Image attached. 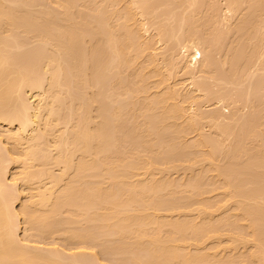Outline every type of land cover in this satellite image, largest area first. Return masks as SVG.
Wrapping results in <instances>:
<instances>
[{
	"label": "bare ground",
	"instance_id": "obj_1",
	"mask_svg": "<svg viewBox=\"0 0 264 264\" xmlns=\"http://www.w3.org/2000/svg\"><path fill=\"white\" fill-rule=\"evenodd\" d=\"M230 1L221 20H234L243 9L236 11L241 0ZM151 2L0 0V264H107L103 254L109 247L132 264H264V144L257 139L264 120L250 118L256 114L250 96L244 98L253 112L242 119L231 95L221 96L239 73L242 79L249 76V59L262 55L255 57L254 46L259 49L258 36H264V0H242L250 8L231 24L235 36L228 42L232 47L226 45L224 74L216 70L212 41L202 33L212 13L195 7L194 13L177 15L164 1L168 7L160 11L168 22H156V33L168 36L169 64L186 77L156 91L147 85L149 77L164 83L160 54L152 47L155 38L143 35L158 16ZM218 13L214 22L220 21ZM245 30L250 34L245 42L258 35L251 52L240 47ZM215 94L217 108L204 111L201 98ZM261 106L257 109L264 111ZM207 117L214 132L186 141L197 121ZM255 123L260 130H254ZM49 165L60 167L53 171ZM216 176L223 186L220 182L214 191L218 187L224 199L211 203L209 186ZM83 179L89 184L81 186ZM177 188L182 198L172 194ZM224 217H229L225 228L231 219L230 225L237 224L222 229L218 223ZM97 219L95 228L112 232L113 248L108 235L104 241L107 252L102 244L99 248L103 237H96L94 228L88 231L92 225L81 226ZM164 227L169 234L162 233ZM61 231V240L51 238ZM142 248L147 255L140 256ZM223 251L232 252L233 262Z\"/></svg>",
	"mask_w": 264,
	"mask_h": 264
},
{
	"label": "rangeland",
	"instance_id": "obj_2",
	"mask_svg": "<svg viewBox=\"0 0 264 264\" xmlns=\"http://www.w3.org/2000/svg\"><path fill=\"white\" fill-rule=\"evenodd\" d=\"M164 1L166 2V1H169V2H167L168 4H169V7L168 6H165V3H164ZM174 1L175 2H177V3H174ZM174 1H172V0H153L152 2H153V6H154V3H155V5L156 6H154V7H157V9H156V12H154L156 15L158 14V16L156 17V18H153V19H155V20H153L154 21V24H152V26L151 27H149V30L145 33V32H143V35H145L144 37L145 38H148V36L151 38H155V39H150V40H152V42H153V40H156L157 41V43H155L156 41H154L153 42V45H152V47H154V51H155V53H157V54H160V55H158V59L160 60L159 62H160V66L159 67H161V70H160V68H158L159 69V71H158V73L160 74L159 75V77L160 78H162L163 79V81H164V83H162L161 85H156L153 81H152V79L150 78H148V80H150L151 82L150 83H148V87L150 88V87H152V88H150L151 89V91H156V90H159V87H160V89H162L164 86H165V88H166V86H171V85H173L174 83H176L177 81H181V79H183L184 77H186V76H183L182 74H181V71H179V67L177 66V67H174V69L173 68H171V64H169L170 62H169V55H170V53H168V52H171L172 50L170 49V47H167V45L168 44H166V42H168L169 44H170V40L169 39H167L168 38V36H162L161 37V35H158V33H156L157 32V29H155L156 27H157V24H156V22L158 23H160L161 21L162 22H164L163 20H165V19H163L162 17H163V15L161 14L167 7V9L169 10H172V9H174L173 11L174 12H176L177 11V15H180L181 13H182V11L183 10H185V12H183V13H194L193 12V9L195 8V12H197L198 11V13H200V12H205V14L206 13H208V14H211L212 13V16H214V17H212V20L213 21H208V22H210V23H208L207 22V27H205L204 28V24L202 25V29L204 30H202V29H200V31L202 30L203 32V34H204V36L206 35V33H207V35L206 36H208V40L210 41H212V47L214 48L213 49V54H212V56H213V59L216 61V63H215V66H216V70L218 71V73H220L221 74V71H222V74H224L225 73V66L227 65V59H228V51H229V47H232V45L231 44H233L232 42H233V38H234V36H235V30H234V28L235 27H232V25L234 26V22L236 21V19H237V17H239V15H241V12H246L245 11V9H246V5L245 6H243L244 4H246V2H244V4L242 3L241 4V2H242V0H241V2L239 1V3H238V5H237V7H236V11L238 10V8H241V5H242V8L243 9H239L235 14V17H234V20H233V18L232 19H229V21H226V19L227 18H225V20H221V18L219 17V15L221 14V16H222V18H223V15L222 14H224V12L226 13V11L228 12V0H212V2H211V0H180L179 2L177 1V0H174ZM215 1V2H214ZM232 1V0H231ZM230 1V3L232 4V2ZM236 1V0H235ZM150 2H151V0H150ZM151 2V3H152ZM172 2V3H171ZM191 2H192V5H191ZM237 2V1H236ZM157 3V4H156ZM167 3H166V5H167ZM210 3V4H209ZM212 3H214V4H212ZM196 4V5H195ZM214 5L213 7H208V5ZM172 5H173V7H172ZM233 5H235V4H233ZM258 5V4H257ZM199 6H201V7H199ZM215 6H217V8H218V10H216L215 9ZM255 5H253V7H254ZM161 7V8H160ZM176 7V8H175ZM190 7V8H189ZM230 7V6H229ZM165 8V9H164ZM187 8V9H186ZM211 9V8H213V10L211 9V10H209V9ZM232 8H234L235 9V7L233 6ZM245 8V9H244ZM248 8H250V6L248 7ZM246 9L247 10V12H249V9ZM200 10V12H199V10ZM220 9V10H219ZM160 10H162V12L160 11ZM191 10V11H190ZM204 10V11H203ZM214 10H216V11H214ZM157 11H158V13H157ZM160 11V12H159ZM212 11V12H211ZM213 11H214V14H213ZM217 11H219V13H218V20H220L219 22H214L215 21V17H217ZM222 11H223V13H222ZM136 12V11H135ZM160 13V14H159ZM202 14H204V13H202ZM233 14V13H232ZM239 14V15H238ZM140 15V14H139ZM138 15V20H140L141 19V22L143 21H147V20H144L145 19V16H144V18L142 17V18H140V16ZM229 15V14H228ZM136 16H137V14H136ZM160 16V17H159ZM165 17V16H164ZM159 18H160V20H159ZM162 19V20H161ZM240 19V18H239ZM167 20V19H166ZM165 20V23L166 22H168V20L166 21ZM232 22H231V21ZM149 21V20H148ZM217 21V20H216ZM230 22V23H229ZM238 22V21H237ZM236 22V23H237ZM246 22V21H245ZM215 23H216V25H215ZM224 23H226V24H224ZM218 24H219V26H218ZM221 24V25H220ZM232 24V25H231ZM155 25V26H154ZM210 25V26H209ZM245 25V24H244ZM259 25V24H258ZM205 26H206V23H205ZM229 26V27H228ZM209 27H211L210 29H208ZM228 27V28H227ZM231 27V28H230ZM176 28V25H174V29ZM200 28H201V26H200ZM207 28V29H206ZM205 29L207 30V32L205 31ZM242 29V28H241ZM246 29V28H245ZM176 30V29H175ZM218 32H217V31ZM221 30V31H220ZM233 30H234V33H233ZM236 30H237V32H239L240 31V28H239V30L236 28ZM248 30V29H247ZM209 31V32H208ZM251 30H249V32H250ZM173 33H175V31H172ZM220 32H222V33H220ZM237 32H236V36H241V33H242V35H246V30L244 31L245 33H243L242 31H241V33L240 34H237ZM216 33H218V34H221V35H218V34H216ZM226 33V34H225ZM251 33V32H250ZM155 34H157L158 36H160V37H158V36H156ZM215 34L218 36H215ZM146 35H148L147 37H146ZM232 35H233V37H232ZM251 35H252V33H251ZM259 35H260V33H259ZM205 36V37H206ZM249 36H250V34L249 35H246L245 37L243 36V37H241L240 39L242 40H244V38L246 39V40H249ZM258 36V35H257ZM256 36V37H257ZM261 36H263L262 35V33H261ZM210 37V38H209ZM247 37V38H246ZM255 37V34L254 35H252V38H251V40L252 41H250V42H245V40H244V43L245 44H240V47L242 46L243 47V45L244 46H246V47H243V51L242 52H249V50H250V52H251V48L253 47V44H251L252 46L250 47V43H252V42H255L254 41V39L256 38H254ZM259 37V39H261L260 40V44H259V46H258V48L259 49H257L256 48V45H255V43H254V47H255V49H254V51H256V55H255V57H257V55L258 54H262L261 56H260V58L262 59V60H260L259 61V56L257 57V58H259L258 60L257 59H255L254 57H251L250 59H249V63H248V66H252V71H249V76H247L246 78H244V79H242L241 77H244V76H242L241 75V73H239L240 75H238L237 76V80H236V83H234V84H232V83H227V85H225V86H223V88H222V90L224 89V91H225V94H223L222 93V97H224V95L225 96H227L228 94H226V93H229L230 95H228V96H230V100H231V97H232V100L231 101H234L235 102V104H236V106H235V104H234V106H235V109H236V117L237 116H241L242 114L244 115V112H245V114L247 115H249V106L250 105H248L249 103H247L248 102V100L246 101V99L244 98V96L245 97H249L250 96V98H253L254 99V105L256 106V110H255V112H256V117H255V115L253 116L252 115V113H251V111H252V109H251V111H250V113H251V115L250 116H252V117H250L251 119H254L253 121L254 122H260L261 120H258V118L260 117V119H261V117H262V119L264 120V111L261 109V111H259L257 108V106H261L260 104L262 103H264L263 101H264V42H263V40H264V36H263V39H262V37H260V36H258ZM257 37V38H258ZM163 38V39H162ZM149 39V38H148ZM165 39V40H164ZM224 39V40H223ZM256 40V39H255ZM210 41V42H211ZM232 41V42H231ZM257 41V40H256ZM261 41H262V43H261ZM228 42L230 43L231 42V44H228ZM240 43H241V41H239ZM218 43V44H217ZM222 43V46L220 45ZM246 43H247V45H246ZM256 43H258V42H256ZM214 44V45H213ZM228 44V45H227ZM166 45V46H165ZM216 45V46H215ZM226 45H227V47L229 48H227L226 47ZM169 46V45H168ZM215 46V47H214ZM249 46V47H248ZM166 47H167V49H170V51H167L166 50ZM228 50H227V49ZM219 49V50H218ZM245 49V50H244ZM260 50L263 52H260ZM226 51L228 52L227 53V55H226ZM253 52V51H252ZM257 52H258V54H257ZM168 53V54H167ZM163 54V55H162ZM224 54V56H222ZM243 55L244 54H241L240 55V57H241V59L243 60ZM245 55H247L246 53H245ZM161 57H163V58H161ZM218 58V59H217ZM225 58V59H224ZM166 59V60H165ZM217 59V60H216ZM252 59H253V61H252ZM224 60V61H223ZM239 60H240V58H239ZM242 60H240V61H242ZM250 60H251V64H252V62H256V60H257V62L255 63V64H253V65H251L250 64ZM163 61H165V63L163 62ZM161 62H163V63H161ZM220 62V63H219ZM223 63H224V66H223ZM226 63V64H225ZM159 65V64H158ZM168 65V66H167ZM164 66H165V68H164ZM254 66V67H253ZM173 67V66H172ZM261 67V68H260ZM251 68V67H250ZM260 70H259V69ZM137 68L135 67L134 68V70H136ZM169 69V70H168ZM253 69H254V72H253ZM262 69V70H261ZM133 71V70H132ZM176 71V72H175ZM131 72V71H130ZM129 72V73H130ZM133 72H135V71H133ZM172 72V74H174V77L175 78H172V77H170V78H168L167 79V76L169 77L170 75H168L169 73H171ZM180 72V73H179ZM136 74H137V70H136V72H135ZM251 73H253V75H251ZM130 74H132V72L130 73ZM165 74V75H164ZM133 75H134V73H133ZM133 75H131L132 77H133ZM150 75H151V73H150ZM180 75H182L181 77H180ZM149 76V75H148ZM162 76H165V77H162ZM257 76V77H256ZM228 77V76H227ZM166 78V79H165ZM252 78V80H250ZM161 79V80H162ZM165 79V80H164ZM170 79V80H169ZM185 79V78H184ZM183 79V80H184ZM248 79V80H247ZM250 80V81H249ZM187 81V80H186ZM245 81V82H244ZM263 81V82H262ZM252 82H253V86L256 88H254V87H249V89L247 88V86L249 85V84H251V86H252ZM178 83V82H177ZM186 83V82H185ZM164 84V85H163ZM208 84V83H207ZM154 85H155V88H154ZM263 85V86H262ZM261 87V88H260ZM233 89V90H232ZM248 89V90H247ZM224 91H221V92H224ZM256 91V93H254ZM220 92V93H221ZM250 92H251V95H254V97L256 96L258 99H259V101L258 100H256V97L254 98L253 96H251L250 95ZM260 94H261V96H260ZM217 95H219V92H218V94ZM243 95V96H242ZM216 94L214 95V96H212V97H210V98H212L211 100H208V99H205L206 100V102H205V100H203V98H201V100H202V104L204 105V106H202V109L204 108V109H208V110H210V109H212L214 106L217 108V106H216V101H217V99H216V97L218 98V96H216ZM220 96V95H219ZM123 97V96H122ZM238 97V98H237ZM235 98V99H234ZM216 99V100H215ZM227 99L229 100V97H227ZM261 99V100H260ZM229 100V101H230ZM256 100V101H255ZM261 101V102H260ZM216 102V103H215ZM258 102V103H257ZM260 102V103H259ZM233 105V104H232ZM247 105V106H246ZM264 105V104H263ZM263 105L261 106V107H263ZM255 106H253V107H255ZM212 107V108H211ZM252 108V107H251ZM264 108V107H263ZM203 109V110H204ZM234 109V110H235ZM240 109V110H239ZM206 110H204V111H206ZM207 110V111H208ZM190 111V110H189ZM263 111V114L261 113ZM191 112V111H190ZM192 112H193V110H192ZM253 112V111H252ZM254 112V113H255ZM207 114V112L205 113V115ZM223 114H225V113H223ZM262 114V115H261ZM241 116L240 118L242 119V117L244 118V116ZM235 117V118H236ZM247 117V116H246ZM249 117V116H248ZM255 117V118H254ZM238 118V117H237ZM239 118V121L241 120ZM205 119V120H204ZM255 119L257 120V121H255ZM236 120H238V119H236ZM262 120V121H263ZM199 121H200V123H199ZM207 122H209V119H208V117H207V119L206 118H203V119H200V120H198L197 121V123H199V124H197V127L195 128V130L194 131H192V134L191 133H189L190 134V136H186L185 137V139H186V141H188L189 140V137H190V140L188 141V142H193V141H195L194 139L197 137L198 138V134L197 133H199V132H202V134H206L207 135V132L210 134H212L213 132H211V130H214L213 129V127L211 126V123H207ZM234 123H236V121L234 122ZM257 123H255V129H254V127H253V129L254 130H256V128H257ZM212 127V128H211ZM203 128V129H202ZM258 129V128H257ZM258 130H260V129H258ZM198 131V132H197ZM205 131H207V132H205ZM260 132V131H259ZM258 132V134H257V139L259 140V146H260V144H261V146H262V144H264V141H261V139H259V137L261 138V136L263 137V139L262 140H264V129H263V131H261V132H263V134L261 135L260 133ZM194 134H196V135H194ZM210 134V135H211ZM188 135V134H187ZM194 135V136H193ZM258 135H259V137H258ZM187 137H188V139H187ZM191 137H193L194 139H192L191 140ZM222 138V137H221ZM259 146H258V148H259ZM264 147V146H263ZM263 147H260V148H262V149H264ZM120 148H123V147H120ZM246 157V156H245ZM241 160L243 159V162H244V157H241L240 158ZM242 162V161H241ZM15 165V164H14ZM14 165H11V170L13 171V172H15V170H17L18 169V164H16V166H14ZM13 166V167H12ZM50 167H51V169H52V166L53 165H49ZM242 166H244V165H242ZM17 169H16V168ZM56 167H58V165H55V166H53V171L55 170V169H58L59 170V167L58 168H56ZM197 168H199V166L198 165H196V167L194 166V169H197ZM181 171V174L179 173L180 171ZM179 170H177V172L179 173V175L180 176H182L183 174V172H182V170L181 169H179ZM260 170V169H259ZM11 171V172H12ZM57 171V170H56ZM264 171V170H263ZM17 172V171H16ZM177 172L176 171H172V175H174L175 173L177 174ZM190 172V171H189ZM174 173V174H173ZM184 173H185V170H184ZM186 173H188V171L186 170ZM185 173V174H186ZM171 175V176H172ZM68 175H66L65 177H64V179L65 178H68V180H69V178L70 177H67ZM178 176V175H177ZM179 176V180H178V183H180L181 181L183 182V180H181L182 179V177H180ZM173 178H174V176H172ZM171 177V178H172ZM217 177V178H216ZM215 178H214V184L212 185V187L211 186H209L211 189H212V192H211V197H210V200H211V203L212 202H216L215 200H223L224 199V196H222L223 194H222V191L220 192V187L218 186L219 184H220V182H221V186H223V184H222V181H221V179L220 178H218V176H216ZM172 178V179H173ZM177 179H178V177H176ZM45 179V178H44ZM68 180H64V181H68ZM84 180V179H83ZM80 181L79 182V184L81 185V186H85V184H89V181L87 180V182H85V180L84 181ZM213 180V179H212ZM220 180V181H219ZM46 183H47V181H48V179L46 178L45 180H44ZM63 181V180H62ZM62 181H60L59 183H61L60 184V186L62 185ZM180 181V182H179ZM83 182H85V184L83 183ZM58 184V183H57ZM64 184V183H63ZM20 186H21V184H20ZM58 187H59V185H57ZM215 186H218V187H216V189H215V191L217 190V192H215L214 191V188H215ZM23 187H26V186H22V188ZM183 189L184 188H181V190L183 191ZM28 190V189H27ZM27 190H25V191H27ZM178 190V191H177ZM177 190L176 191H173V190H171V192H172V194L173 193H175V195L177 196V197H181L182 198V195H181V192L179 191L180 189H178L177 188ZM213 191L215 192V194L213 193ZM178 192L180 193V194H178ZM214 194V195H213ZM222 194V195H221ZM20 196H22L23 197V199L25 198V194H24V192L20 195ZM22 197H20L19 198V200L20 201H16L17 203H15L16 205H18V203L19 202H21L23 199H22ZM20 205V204H19ZM18 205V206H19ZM17 206V207H18ZM102 211V210H101ZM64 215V213L62 214V216ZM223 216L225 215H227V214H222ZM65 216V215H64ZM63 216V217H64ZM219 216H221V215H219ZM60 217V216H59ZM58 217V218H59ZM222 218V217H221ZM232 218V217H231ZM230 218V219H231ZM235 218V217H234ZM228 220H229V217L228 218H225L224 217V221H222L221 223H218L219 224V227H221L222 229H227V228H232V226L233 225H235L234 223H236L237 224V222H234L232 225H230L231 224V222L233 221L232 219H231V222L227 225L228 227H224L226 224H227V222H228ZM221 221V220H220ZM236 221V220H235ZM95 221H93L92 223L91 222H83V225L81 224V226H82V228H84V229H86L87 227H89V226H91L90 228H89V230L88 231H90V229H95V230H93V232H94V235H96V237H98V236H102L103 238H102V243H100L99 244V248L101 249V244L104 246V247H102L103 248V251L104 252H107V250H108V253H105V254H103V256L104 257H106V260H108V261H106V263L107 264H132L129 260H127V259H125V257L123 258V256H121V255H119V252L116 250V249H114V251L115 252H112L111 251V249H110V247H109V244L108 243H106V245L104 244V241L106 242V239H107V235H108V238L110 237V240H107V242H110V244H111V248H113V245H114V243L112 242V232L111 231H109L108 230V233H107V231H105V230H102V229H100V230H102V231H99L98 230V227H96L95 228V226L94 225H98V224H100V221L97 219V221H96V223H94ZM85 223V224H84ZM94 223V224H93ZM21 226L23 227V221L21 220ZM62 226H65L66 227V224H63V225H61L60 227H62ZM87 226V227H86ZM94 226V227H93ZM236 226H238V225H236ZM243 227V226H242ZM234 228V227H233ZM237 228V227H236ZM238 231L241 229L239 226H238ZM164 230H163V232L162 233H164V232H168V233H164L165 235H167V234H169L170 233V229H169V231L168 230H166L167 228L166 227H164L163 228ZM235 229V228H234ZM247 230V228L246 227H243V231H246ZM241 231H242V229H241ZM21 232V231H20ZM91 232H92V230H91ZM99 232V233H98ZM98 234V236H97V234ZM106 233V234H105ZM164 234H162V235H164ZM59 237V238H58ZM64 237V232H58V233H54L53 234V236L51 237V238H54V239H59V240H61L62 238ZM92 239V238H91ZM90 239V236H88V240H91ZM225 239V238H224ZM95 241V243L97 244V246H98V239L97 240H94ZM100 241V240H99ZM225 241V240H224ZM116 242V241H115ZM108 245V247H109V249H107L106 251L104 250V248H106V246ZM251 246V245H250ZM250 246H248V247H243V248H239L238 247V249L237 250H241V253L239 254L238 253V251H237V253L239 254V256H244L243 255V252H244V250L246 251V253H247V250H249V248H250ZM239 250V251H240ZM111 253H110V252ZM145 252H147L148 253V251L147 250H145L144 248H142L141 250H139V254H140V256H142V253H143V256H145V255H147ZM224 252V256H226V257H229V259H227L226 261H229V260H231L232 262H233V259H232V256H233V254H232V252L230 253V251H228V254L227 253H225V251H223ZM226 252H227V250H226ZM233 253H234V251H233ZM237 253H234L235 254V256L237 255L238 256V254ZM114 254H115V256H117L118 258L116 259L115 258V256H114ZM244 254H245V252H244ZM112 256H114V259L115 260H113V257ZM223 256V257H224ZM235 256H234V263H235V261H236V258H235ZM240 257V258H241ZM110 258V259H109ZM225 259V258H224ZM237 259H239V258H237ZM242 259V258H241ZM241 259H239L240 261H242ZM243 259L245 260V258L243 257ZM238 260V261H239ZM119 261H120V263H119ZM205 264V263H204ZM206 264H211V263H209V262H206Z\"/></svg>",
	"mask_w": 264,
	"mask_h": 264
}]
</instances>
